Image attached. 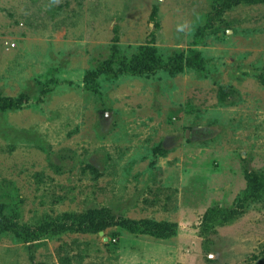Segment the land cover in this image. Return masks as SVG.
<instances>
[{
  "label": "rangeland",
  "instance_id": "obj_1",
  "mask_svg": "<svg viewBox=\"0 0 264 264\" xmlns=\"http://www.w3.org/2000/svg\"><path fill=\"white\" fill-rule=\"evenodd\" d=\"M2 100L0 264H264V0H0Z\"/></svg>",
  "mask_w": 264,
  "mask_h": 264
},
{
  "label": "trees",
  "instance_id": "obj_2",
  "mask_svg": "<svg viewBox=\"0 0 264 264\" xmlns=\"http://www.w3.org/2000/svg\"><path fill=\"white\" fill-rule=\"evenodd\" d=\"M9 105L7 103H4V101L2 100V103L0 104V108H6L8 107ZM257 180V179H256ZM255 184V182H254ZM253 186L250 185V189H252ZM249 196V195H248ZM247 197V196H246ZM90 226H93V225H90ZM101 229H103L104 227V223H101V225L99 226Z\"/></svg>",
  "mask_w": 264,
  "mask_h": 264
},
{
  "label": "clouds",
  "instance_id": "obj_3",
  "mask_svg": "<svg viewBox=\"0 0 264 264\" xmlns=\"http://www.w3.org/2000/svg\"><path fill=\"white\" fill-rule=\"evenodd\" d=\"M179 30H181V31H182V29H179Z\"/></svg>",
  "mask_w": 264,
  "mask_h": 264
}]
</instances>
